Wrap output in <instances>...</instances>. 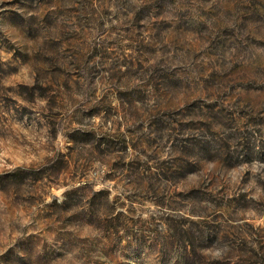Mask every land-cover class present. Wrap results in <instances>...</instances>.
<instances>
[{
  "label": "rangeland",
  "instance_id": "obj_1",
  "mask_svg": "<svg viewBox=\"0 0 264 264\" xmlns=\"http://www.w3.org/2000/svg\"><path fill=\"white\" fill-rule=\"evenodd\" d=\"M0 264H264V0H0Z\"/></svg>",
  "mask_w": 264,
  "mask_h": 264
},
{
  "label": "clouds",
  "instance_id": "obj_2",
  "mask_svg": "<svg viewBox=\"0 0 264 264\" xmlns=\"http://www.w3.org/2000/svg\"><path fill=\"white\" fill-rule=\"evenodd\" d=\"M212 255H213L214 257H220V256H221V252L218 250V251L212 253Z\"/></svg>",
  "mask_w": 264,
  "mask_h": 264
}]
</instances>
